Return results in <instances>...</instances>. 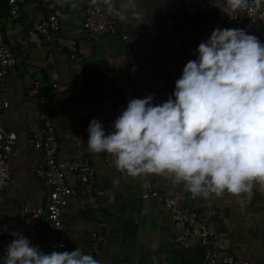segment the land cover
<instances>
[{
  "label": "crops",
  "instance_id": "0c3cea01",
  "mask_svg": "<svg viewBox=\"0 0 264 264\" xmlns=\"http://www.w3.org/2000/svg\"><path fill=\"white\" fill-rule=\"evenodd\" d=\"M61 3L60 33L77 40L75 60L58 53L52 45L42 49L29 42L27 27L46 15L44 7L26 4L22 17L15 21L6 17L4 5H0V32L17 60L15 72L0 86L9 104L2 112L1 124L24 137L31 126L41 122L38 99L27 97L23 85L27 70L39 69L47 84L57 85L50 109L59 143L57 161L65 166L66 181L75 190L62 210L61 228L53 231L44 222L35 237H27L31 244L39 245L44 253L71 252L77 247L100 264H200L202 254L197 246L184 249L173 242L186 230L175 226L165 208L148 197L153 191H164L190 210L216 211L211 221L215 230L212 246L239 261L264 264V191L259 184L250 194L226 191L221 196L194 198L182 183L165 175L132 178L115 167L112 154H96L87 148L91 120L101 122L107 135L129 100L150 94L157 103L166 79L170 75L179 79L185 64L198 57L199 43L206 41L213 29L225 27L213 14H199L195 26L173 23L172 14L182 0H139L138 7L123 12V19L115 16L116 35L91 34L82 28L89 0ZM101 7L108 13L105 6ZM47 53L55 56L54 62L46 61ZM79 158H86L95 170L92 189L80 185L66 167ZM41 160L40 151L23 143L13 149L10 182L0 194V256L12 242L4 235L5 221L23 206L47 202L50 188L33 174ZM97 218L105 232L100 256L88 248Z\"/></svg>",
  "mask_w": 264,
  "mask_h": 264
},
{
  "label": "clouds",
  "instance_id": "9594fccd",
  "mask_svg": "<svg viewBox=\"0 0 264 264\" xmlns=\"http://www.w3.org/2000/svg\"><path fill=\"white\" fill-rule=\"evenodd\" d=\"M138 2L90 0L121 19ZM215 7L259 10L264 0H225ZM196 51L162 104L150 94L129 100L107 135L91 120L87 148L112 154L115 167L132 178L165 175L194 198L250 194L256 184L264 191V44L244 29L215 28ZM10 234L0 264H100L77 247L44 253L20 232Z\"/></svg>",
  "mask_w": 264,
  "mask_h": 264
},
{
  "label": "built area",
  "instance_id": "2783aa9c",
  "mask_svg": "<svg viewBox=\"0 0 264 264\" xmlns=\"http://www.w3.org/2000/svg\"><path fill=\"white\" fill-rule=\"evenodd\" d=\"M217 3L224 6L225 0H182L181 6L172 14V21L177 25L195 26L199 14H213L217 22L225 28L244 29L248 34L258 37L264 44V7L259 10L231 12L227 7H223V11L221 8L215 7ZM26 4L39 5L46 10V15L43 18L28 25L29 42L34 47L42 49L52 45L58 53H66L70 60H75L78 52L77 40L60 33L63 18L62 3L59 0H0V5H4L6 17L15 21L22 17ZM82 28L91 34L114 36L117 33V20L115 15L104 12L100 3L92 5L89 0ZM54 60L55 56L52 53H47L46 61L52 63ZM16 65V57L0 32L1 88L8 75L15 72ZM177 79L176 75H170L166 79L157 103L162 104L173 93ZM23 85L27 97L38 99L41 122L31 126L28 134L24 137H18L16 133L5 129L1 124V115L9 104L4 89H1L0 194L4 193L9 185V161L13 149L18 143L28 145L42 153V160L33 169V174L37 179L46 183L50 191L44 205L23 206L17 215L5 221L4 235L10 240L14 239L10 234L12 232H20L28 238L35 237L44 222L53 231L60 229L62 210L75 196L74 188L66 181L65 166L57 161L59 143L50 117L52 99L57 85L55 83L47 84L42 72L37 68L27 70L23 76ZM66 167L74 174L80 185L93 188L95 170L86 158L74 159ZM148 197L165 208L168 218L175 226L186 230L184 235H177L173 242L184 249L197 246L202 254L200 264H254L247 260L239 261L231 253L212 246L211 239L215 236V230L211 226V221L216 215L214 209L190 210L164 191H153ZM26 221L29 222L26 223ZM104 240V224L99 220L88 244L93 255H101V245ZM62 245L63 247L60 248H66L65 244Z\"/></svg>",
  "mask_w": 264,
  "mask_h": 264
}]
</instances>
